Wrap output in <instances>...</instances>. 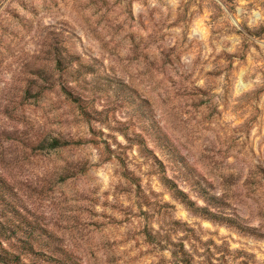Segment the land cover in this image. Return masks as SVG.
<instances>
[{
	"label": "rangeland",
	"instance_id": "374dc122",
	"mask_svg": "<svg viewBox=\"0 0 264 264\" xmlns=\"http://www.w3.org/2000/svg\"><path fill=\"white\" fill-rule=\"evenodd\" d=\"M0 241L264 264V0H0Z\"/></svg>",
	"mask_w": 264,
	"mask_h": 264
},
{
	"label": "trees",
	"instance_id": "16d2710c",
	"mask_svg": "<svg viewBox=\"0 0 264 264\" xmlns=\"http://www.w3.org/2000/svg\"><path fill=\"white\" fill-rule=\"evenodd\" d=\"M51 146H52V148H59L60 147V145H59V142L57 141V140H53L52 141V143H51ZM167 186L175 193V194H177L178 196H181V199L184 201L185 200V195L183 194V193H176L174 190H175V188L174 187H172L169 183H167ZM202 212V211H201ZM205 212H203V214H204ZM205 214H207V213H205ZM2 244V242L0 241V245ZM3 261V260H2ZM1 261V262H2ZM181 263V262H180Z\"/></svg>",
	"mask_w": 264,
	"mask_h": 264
}]
</instances>
